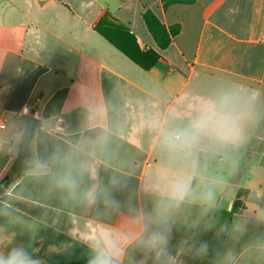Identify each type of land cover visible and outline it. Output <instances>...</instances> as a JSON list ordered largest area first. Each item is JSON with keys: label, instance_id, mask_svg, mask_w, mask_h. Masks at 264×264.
Here are the masks:
<instances>
[{"label": "crops", "instance_id": "1", "mask_svg": "<svg viewBox=\"0 0 264 264\" xmlns=\"http://www.w3.org/2000/svg\"><path fill=\"white\" fill-rule=\"evenodd\" d=\"M146 10L180 27L167 48L147 31ZM106 15L136 58V46L160 55L154 66L95 30ZM225 95L241 139L204 138L174 162L164 134ZM262 122L264 0H0V241L41 264H88L106 244L114 264H200L228 184L248 191L246 209L225 218L206 264H264ZM164 171L187 178L182 201ZM69 174L75 195L58 184ZM91 188L95 203L83 195ZM155 231L169 237L159 254L144 242Z\"/></svg>", "mask_w": 264, "mask_h": 264}, {"label": "clouds", "instance_id": "2", "mask_svg": "<svg viewBox=\"0 0 264 264\" xmlns=\"http://www.w3.org/2000/svg\"><path fill=\"white\" fill-rule=\"evenodd\" d=\"M241 118L232 97L225 95L217 100L208 101L186 126L164 134L163 147L169 153L170 158L178 162L190 155L192 149L204 138L222 143H235L242 137ZM160 178L166 182L171 200L180 202L188 195V180L180 172L164 171L160 174ZM58 184L72 195H75L78 190V182L70 174L61 176ZM83 195L89 202L95 203L98 192L95 188H91ZM109 199L116 203L114 197H109ZM168 239V235L164 232L155 231L150 233L144 242L159 254L166 249ZM8 245L0 241V264H41L29 247L16 245L9 248ZM93 251L94 254L89 257L88 264H114L115 252L111 245L106 244L102 250Z\"/></svg>", "mask_w": 264, "mask_h": 264}, {"label": "trees", "instance_id": "3", "mask_svg": "<svg viewBox=\"0 0 264 264\" xmlns=\"http://www.w3.org/2000/svg\"><path fill=\"white\" fill-rule=\"evenodd\" d=\"M108 18H110L108 15H106L104 18H102L100 20V22L97 24L95 30L103 38H105L110 44H112L116 49L121 51L125 56H127L135 64H138L141 68L148 70L152 66H154L156 64V62L161 58L160 55L153 50H147L144 52L140 51L139 48L136 46V50L140 52L141 57H142L141 59L136 58V56H134L128 50H126L122 46H120L118 44V42L111 36L114 29H119V28H117L113 24H111L108 21ZM143 21H144V24L146 26L147 31L149 32V34L153 38L156 46L161 50L167 48L170 45L172 38L175 37L180 31V27L177 25H173L169 28L165 27L159 21V19L156 17V15L150 10H146L144 12ZM135 45H136V43H135ZM262 126H264V122H262ZM30 137H31V134L24 136L23 141H22V145H21L22 153L26 152L28 150L27 147H28ZM17 178H18V176H14V177L8 176V180L11 183L13 181H15ZM2 192H3L2 185H0V195ZM247 192H248L247 190L242 189V188H238L236 190L232 209L229 212L226 210L220 209V208L216 209V212L212 218L210 237L207 241V246H206V249L204 251V255H203V258H202V261L200 264H206L207 263L211 248H212L213 244L215 243V239L217 237V234L220 231L221 225H222L223 221L225 220V218L228 216V214L229 213L240 214L246 209L244 199L247 196Z\"/></svg>", "mask_w": 264, "mask_h": 264}, {"label": "water", "instance_id": "4", "mask_svg": "<svg viewBox=\"0 0 264 264\" xmlns=\"http://www.w3.org/2000/svg\"><path fill=\"white\" fill-rule=\"evenodd\" d=\"M236 190L237 187L235 185L233 184L226 185L218 197L217 206L220 209L230 211L232 209V205L234 202Z\"/></svg>", "mask_w": 264, "mask_h": 264}, {"label": "rangeland", "instance_id": "5", "mask_svg": "<svg viewBox=\"0 0 264 264\" xmlns=\"http://www.w3.org/2000/svg\"><path fill=\"white\" fill-rule=\"evenodd\" d=\"M211 199H212V200L214 199V195H213V194L211 195ZM210 202H211V201H210Z\"/></svg>", "mask_w": 264, "mask_h": 264}]
</instances>
